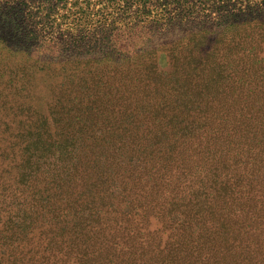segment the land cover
<instances>
[{"label":"rangeland","instance_id":"obj_1","mask_svg":"<svg viewBox=\"0 0 264 264\" xmlns=\"http://www.w3.org/2000/svg\"><path fill=\"white\" fill-rule=\"evenodd\" d=\"M260 1L0 0V186L24 197L27 184L22 191L16 186L28 179L34 192L59 193L82 155L94 166L71 190L80 197L69 205L62 199L58 212L48 209L50 229L37 223L42 227L23 252L39 248L42 264H162L150 257L167 236L158 207L149 202L155 191L173 194L176 183L190 192L185 200L201 199L202 180L228 181L233 174L227 171L236 168L240 190L249 189L252 172L264 171V150H258L264 147L257 143L264 134V103L247 125L240 126V114L230 111L239 122L231 136L207 142L193 129L169 151L172 143L160 141L165 134L136 90L143 82L134 74L141 73L133 70L139 64L165 77L173 51L215 52L222 61L240 57V66L246 60L264 65V24L250 30L240 16L245 5ZM168 8L196 17V24L171 28L164 17L162 24L149 22ZM180 84L184 91L191 87ZM180 126L173 130H189ZM189 161H196L197 170L195 163L189 169ZM243 199L233 200L234 209ZM23 252L15 254L17 264H26Z\"/></svg>","mask_w":264,"mask_h":264},{"label":"trees","instance_id":"obj_2","mask_svg":"<svg viewBox=\"0 0 264 264\" xmlns=\"http://www.w3.org/2000/svg\"><path fill=\"white\" fill-rule=\"evenodd\" d=\"M263 13L264 0L245 5L240 10L241 22L250 30L254 27L261 28L264 24ZM162 17L171 28L176 24L185 26L196 24V17H183L181 14L173 13L169 8L159 18L149 22L159 21L162 24ZM237 60H240V57L222 61L215 52L185 54L173 51L167 57L166 65L170 72H166L165 77H161L157 71L154 72L153 68H143L139 64L134 67V72L141 73L134 75L143 82L136 84V90L143 93L152 123L157 122L165 134V138L160 141L172 143L171 146L170 144L166 146L169 147V151H175V147L179 146L180 138L193 129L197 134H202L201 138L207 142L215 138L219 139L223 133L231 136L238 131L239 123L232 119V113L240 114L241 126L244 122L247 125L253 121L252 116L263 109L264 65L254 67L249 64L251 63L249 60H246L240 66ZM226 62L227 65H224ZM223 67L228 68L227 72H224ZM181 82L191 87L185 86L184 91ZM86 107L95 106L88 104ZM183 123L189 130L182 133L173 130L174 126ZM179 128L185 129L183 126ZM185 137L193 141L194 136ZM257 141L259 146L264 147V134H261ZM259 146L250 149L255 152ZM207 149L204 150L208 153ZM258 150L262 152L264 148ZM177 152L176 149V155ZM86 153L85 148L84 154ZM176 155L172 154L171 159H175ZM82 156L87 157V155ZM85 158H81L73 178L59 193L56 191L39 194V190L34 192L28 179H18L19 183L16 186V189L22 191L24 190L22 185L27 184L30 193L24 197L15 196L12 189L0 186V264H17L18 259L15 254L19 255L27 245L30 247L32 237L35 236L33 231L37 227H42V224L37 223H44L47 227L46 231L50 229L48 209L52 211L53 208L58 212L63 209L59 205L62 204V199H69L67 204L69 205L73 196L80 197L81 192L74 193L71 190L77 187L74 185L77 181L89 177V170L94 167H89L87 163L90 160ZM189 162V169H192L195 163L194 168L197 170L196 161ZM233 164H240V159L231 163L228 169L232 168ZM190 172L191 170H187V174ZM235 172H238L237 168ZM235 172L227 171V175L233 174L228 181L215 178L202 180L200 187L203 189L204 197L193 201L191 198L185 200L190 192L186 195L185 189L180 191L181 188L176 183L173 186L175 189L173 194L169 189L155 191L156 195L151 196L149 202H152L153 208L158 207L157 211L163 217L161 233L167 236L161 239L163 246L155 250V254L150 256L151 260H157L162 264H264V171L260 174L256 171L252 172L254 177L246 181V186L249 188L246 191H243L245 186L240 190ZM220 173L223 174L221 171ZM244 174L247 175V172ZM59 185L60 188L63 187V183ZM54 197H57V201L52 204L50 202ZM240 197L244 198L242 206L234 209L233 200L238 201ZM11 206H16L14 212H10ZM19 211L22 217L19 216ZM66 212L62 210V213ZM23 254L24 257L28 256L25 260L26 264L32 262L42 264L39 255L43 257V252L39 251V248H33Z\"/></svg>","mask_w":264,"mask_h":264}]
</instances>
